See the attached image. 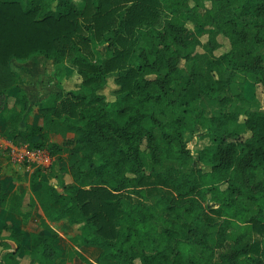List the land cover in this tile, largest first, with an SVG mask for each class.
<instances>
[{"label": "trees", "instance_id": "16d2710c", "mask_svg": "<svg viewBox=\"0 0 264 264\" xmlns=\"http://www.w3.org/2000/svg\"><path fill=\"white\" fill-rule=\"evenodd\" d=\"M196 1L187 10L175 0H0V108L11 98L14 105L0 136L55 156L49 171L30 174L31 207L0 179V205L12 215L7 236L0 225V264L20 251L38 264H264V247L248 240L252 231L264 235V108H233L248 100L242 86L235 90L239 79L264 90V68L248 50L236 54L264 37L249 34L264 26V0H210L208 15L220 18L235 49L217 54L214 38L206 56L196 51L199 38L186 36L205 3ZM101 43L107 55L95 62ZM40 55L57 70L70 62L80 82L37 103L42 123H23L29 96L11 60ZM202 98L220 112L198 107ZM198 126L210 139L200 150L204 166L190 164L184 140ZM64 132L74 135L51 140ZM149 156L153 167L166 159L184 169L166 177L173 194L142 203L131 195H145ZM58 159L60 183L42 184ZM208 194L216 207L206 206ZM34 202L45 218L30 232ZM62 219L79 230L72 249L50 223ZM227 240L232 252L222 250Z\"/></svg>", "mask_w": 264, "mask_h": 264}, {"label": "rangeland", "instance_id": "374dc122", "mask_svg": "<svg viewBox=\"0 0 264 264\" xmlns=\"http://www.w3.org/2000/svg\"><path fill=\"white\" fill-rule=\"evenodd\" d=\"M177 1L178 6H182L183 9L189 10L190 8L196 7V0H175ZM213 4L210 0H205V3L202 6L195 9L198 12L199 18H193L187 21L186 23V36L189 38L197 37L200 40V43L196 45V51L206 55L210 54L208 48L212 47L215 42L214 38H216V53L220 54L222 52L231 51L235 49V46L232 43L231 36L225 29V27L221 24L220 18L216 15H208V11L212 7ZM189 8V9H188ZM224 28V29H222ZM250 35H255L256 37L264 35V26L263 28L254 27L249 31ZM255 47L253 49L247 48L246 43L243 42L241 45V49L237 50L236 54L238 56H245L246 50L254 59V62L258 64V66L264 68V37L258 39ZM97 54L94 58L95 62L101 61L107 55V43H101L97 45ZM34 57V56H33ZM38 57V56H35ZM32 58V57H31ZM44 60L46 57L42 56ZM26 61L27 59H17L13 58L11 60V67L14 69L17 67V61ZM53 61V60H52ZM39 63V62H38ZM38 63L34 65H29L26 67V72L28 75L22 77L20 72L18 74L22 78L23 86H33L35 87V83L33 82V73L34 68L38 67ZM54 64V62H53ZM44 72H46V80L48 84H54V88L58 90L61 87L64 88H75L79 82L80 77L76 71L72 68L70 62H66L63 64L60 70L56 69V65L54 64L52 71H48L47 65L44 63ZM47 70V71H45ZM43 71V70H42ZM43 75V72H42ZM115 86L114 78L110 77L109 85L104 90L107 93V96L110 100L114 99V89ZM241 86L245 89V92L248 96V100L245 102H236L233 104V108L235 110L246 111L254 106H260L264 108V90L261 84L254 85L252 81H243V78L239 79L237 84L235 85V90L240 91ZM254 87V89H253ZM46 93H52L46 91ZM42 95V94H41ZM40 95V96H41ZM50 95V94H49ZM48 96V95H47ZM12 98L8 99L6 104L1 105L0 108V119L7 118L10 115H13L14 105L12 103ZM198 107L205 108L207 110L213 112H220L219 104L208 98H202L196 101ZM19 106V105H18ZM16 106V107H18ZM29 106V104H28ZM27 106V107H28ZM20 107V106H19ZM26 109V108H25ZM27 110V109H26ZM30 111L27 110L23 123L28 122V117L30 116ZM42 115L40 111H36L33 116L32 123H38L41 119ZM205 128L203 126H198L194 130H187L184 132V140L190 149L191 157L190 164L192 166H204V164L200 161V150L207 144L210 143V139L205 135ZM70 135H74V133L64 132L61 134L54 135L53 141L62 142L66 137H70ZM4 161L0 162V179L4 182L5 186L8 190L14 191L21 195L22 201L26 204H30L33 199V189L30 185V175L23 173L20 169H16V166L11 164L9 158H3ZM150 166L147 167L146 177L143 183L145 187V195H137L132 194V198L134 201H141L142 203H152L154 202L156 196L158 194H173L174 190L172 189L171 184H169V180L166 179L168 174H175L180 170H183L184 167L176 162H170L166 159H163L162 163L156 165L155 167L151 166L154 163V160L151 156H149ZM8 162V163H7ZM62 160H57L56 168L51 170L49 173L45 175V178L42 180V184L47 182L60 183V171L57 169L62 164ZM5 163V164H4ZM166 182H164V181ZM208 207H216L217 204L211 200V196L208 194V199L205 202ZM264 214V210H263ZM215 220H220V218L214 214H210ZM38 223H36L37 225ZM0 225H7L8 227L4 230V235L7 236L9 233V227L12 225L11 213L8 209L4 208L0 205ZM59 232L62 235V244L64 248L72 249L74 248V244L72 242V237L78 233L79 230H75L71 223L64 219L58 226ZM228 231H232V229H228ZM248 240L254 243H258L264 247V235L252 231ZM235 248L234 241L227 240L222 246V250L227 252H232ZM138 264L141 262L138 260ZM264 263V259H263ZM9 264H37L35 261V257L33 255L27 254L23 251L16 253L13 260H10ZM60 264H84L81 259L75 257L73 261L70 263L68 258H63L60 260Z\"/></svg>", "mask_w": 264, "mask_h": 264}, {"label": "crops", "instance_id": "0c3cea01", "mask_svg": "<svg viewBox=\"0 0 264 264\" xmlns=\"http://www.w3.org/2000/svg\"><path fill=\"white\" fill-rule=\"evenodd\" d=\"M36 63H38L39 65H38V67L34 68V73H33V77H32L33 82L35 83V87L24 85V88L26 89L27 94L29 96L28 104H29V107L31 108V109L29 108V111L31 113L30 116L28 117L29 123L33 122L34 114L36 113V111H39L38 107H37V103L39 101L43 100L44 98H46L47 95L50 94V93L49 94L46 93V91H49V92L58 91L57 88H54V84H48V82L46 80V74H45L46 72H44V69H45L44 63L47 65L48 71H50V72L52 71L54 64H53V61L51 59L46 58V60H44L42 58V56L40 55L38 57L34 56L32 58H29L26 61L20 62V60H18L17 61L18 65L14 69L17 70L18 72H20L22 77H25L26 75H28L26 72V67L29 65H34ZM45 71H47V70H45ZM42 72H43V75H42ZM38 123H42V117L38 121ZM69 133H72V132H69ZM54 135L56 136L57 134H52L51 140L54 139ZM70 136H73V135H70ZM3 138L4 137L0 136V141L3 140ZM3 158L5 159L8 157L4 154V151L1 150L0 162L4 161ZM11 164L16 166V169H20L23 173H25L27 175H30L32 173L31 171L27 170L26 166H24V165L13 164L12 162H11ZM57 169L59 170V167ZM55 184H57V183H55ZM23 206L24 207H31L30 204H26L24 202H23ZM11 218H12V215H11ZM44 218H45V213H44L41 205L38 202H34V204L32 205L31 216H30L29 220L27 221L25 228L30 232L39 231L41 229V221ZM63 220L64 219L58 220V221H51L50 223L55 229H57L59 231L58 226L61 223V221H63ZM36 223H38V224L36 225ZM73 228L75 230H78V228L76 226H73ZM60 235H61V233H60ZM61 237H62V235H61Z\"/></svg>", "mask_w": 264, "mask_h": 264}, {"label": "built area", "instance_id": "2783aa9c", "mask_svg": "<svg viewBox=\"0 0 264 264\" xmlns=\"http://www.w3.org/2000/svg\"><path fill=\"white\" fill-rule=\"evenodd\" d=\"M1 150L13 164L24 165L31 172L37 168L49 171L55 162V156L46 146L35 147L25 142L17 143L4 137L0 141V159Z\"/></svg>", "mask_w": 264, "mask_h": 264}]
</instances>
